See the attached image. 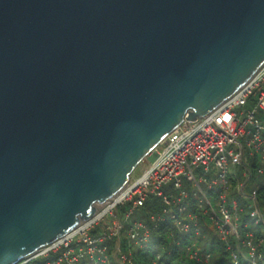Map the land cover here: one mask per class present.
Returning a JSON list of instances; mask_svg holds the SVG:
<instances>
[{
	"label": "water",
	"instance_id": "obj_1",
	"mask_svg": "<svg viewBox=\"0 0 264 264\" xmlns=\"http://www.w3.org/2000/svg\"><path fill=\"white\" fill-rule=\"evenodd\" d=\"M264 65V0H0V264L112 200Z\"/></svg>",
	"mask_w": 264,
	"mask_h": 264
},
{
	"label": "built area",
	"instance_id": "obj_2",
	"mask_svg": "<svg viewBox=\"0 0 264 264\" xmlns=\"http://www.w3.org/2000/svg\"><path fill=\"white\" fill-rule=\"evenodd\" d=\"M251 105L247 112L239 109ZM245 115V117H243ZM249 150V152H247ZM244 167L241 179L230 181L228 163ZM258 162L264 177V65L231 98L210 114L185 120L142 162V170L111 201L97 206V214L57 242L40 249L19 264H80L89 258L94 264H134L133 248L154 245L152 233L168 224V235L179 245L190 236L186 255L198 264H210V248H196L203 238V219L208 222L230 253L231 264H256L257 247L253 233L244 240L240 234L243 208L237 196L251 201V217L264 225L256 192H249L252 172L248 165ZM184 179L194 189L184 187ZM171 185L172 191L164 187ZM259 188H257L258 190ZM160 201L161 209L148 221L132 220L149 198ZM123 209V213H122ZM126 232L129 251L123 250ZM234 239L235 245L231 243ZM55 259L47 260L51 255ZM161 254L157 255V260Z\"/></svg>",
	"mask_w": 264,
	"mask_h": 264
},
{
	"label": "trees",
	"instance_id": "obj_3",
	"mask_svg": "<svg viewBox=\"0 0 264 264\" xmlns=\"http://www.w3.org/2000/svg\"><path fill=\"white\" fill-rule=\"evenodd\" d=\"M252 177L248 183L247 189L249 192L255 193L256 198L261 209V212L264 217V177L260 176L257 173L258 162L256 160L252 161L248 165ZM251 183H254V186L250 187ZM257 188H259L257 190ZM240 203V206L243 208V213L241 215V227L240 234L242 239L246 240L247 233L251 232L254 236V241L256 244L259 243L261 238L264 239V225L254 223L253 218L251 217V201L240 196L236 197ZM145 212V216L141 217L140 220L148 221V216L151 213L159 211L161 209L160 201L156 198H149L146 205L140 208ZM168 224H164L160 227L159 230L152 233V239L154 245L151 248L140 249L133 248V261L134 264H198L195 261H192L186 255V248L188 245L193 243V239L190 236L182 238L179 245L175 244L172 238L168 235L167 228ZM202 233L203 238L198 239V243L195 245L196 248H210L212 251V258L210 264H231L230 253L227 251L226 246L223 242L220 241L218 235L215 233L211 225L203 219L202 223ZM231 243L235 245L234 239L231 240ZM123 250L128 249L125 239L122 237ZM161 254V259L157 260V255ZM57 255L53 254L47 260L55 259ZM46 260H38L33 264H39L45 262ZM256 264H264V241L263 244L257 247V257L255 259ZM80 264H94L90 261L89 258H86L80 262ZM110 264H118L116 261L111 258Z\"/></svg>",
	"mask_w": 264,
	"mask_h": 264
},
{
	"label": "rangeland",
	"instance_id": "obj_4",
	"mask_svg": "<svg viewBox=\"0 0 264 264\" xmlns=\"http://www.w3.org/2000/svg\"><path fill=\"white\" fill-rule=\"evenodd\" d=\"M250 108H251V105H248L246 107H243V108L239 109V112H241V111L247 112L248 110H250ZM243 117H245V115ZM247 152H249V150H247ZM142 166L143 165L141 164L137 168L136 173H138V172H140L142 170ZM228 173H229L230 181L234 182L236 179H238V178L241 179L242 178V174L244 173V167L235 166V165L232 164V161L230 160L229 163H228ZM133 175H135V172H134ZM252 186H254V183H251L250 187H252ZM184 187L187 190H189V191H192L194 189L193 183H191L190 181H188L186 179H184ZM164 190L166 192H168V193L171 192L172 191L171 185L170 184L166 185L164 187ZM123 212L124 211L122 209V213ZM143 216H145V212L143 210L139 209V210L136 211L135 215L132 217V220L133 221L134 220H140V218L143 217ZM122 236H123V238L125 239V241L127 243L128 241H127V235H126L125 231H123ZM128 251H129V249H127V250L125 249V252H128Z\"/></svg>",
	"mask_w": 264,
	"mask_h": 264
}]
</instances>
